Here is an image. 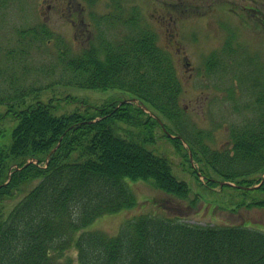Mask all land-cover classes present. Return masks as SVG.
<instances>
[{
	"label": "trees",
	"instance_id": "16d2710c",
	"mask_svg": "<svg viewBox=\"0 0 264 264\" xmlns=\"http://www.w3.org/2000/svg\"><path fill=\"white\" fill-rule=\"evenodd\" d=\"M18 35L24 40L18 42V56L11 50L0 57V105L7 106L0 122L11 118L16 123L11 144L0 151V264H64L60 259L72 247L80 264H264V233L242 226L202 227L142 215L127 222L116 237L89 232L76 238L100 216L137 205L126 179L152 181L180 200L189 198L190 189L174 177L168 159L118 134V122L142 124L138 116L146 113L140 107L106 104L58 115L54 99L41 96L55 86L128 92L172 124L167 128L183 137L198 164L223 181L250 187L261 180L250 178L264 172V90L257 95V117L231 127L232 149L216 151L205 144L203 132L185 125L174 62L150 31L103 41L102 50L92 46L77 56L59 54L55 65L34 69L58 72V79L47 86L28 84L17 58L24 47L51 35L42 27ZM146 116L151 133L149 125L157 121ZM4 130L0 125V135ZM171 141L178 151L185 150L181 141ZM30 160L39 165L25 166ZM256 191L264 193V184L244 195ZM19 196L7 213L6 203ZM255 204L264 207V200Z\"/></svg>",
	"mask_w": 264,
	"mask_h": 264
},
{
	"label": "rangeland",
	"instance_id": "374dc122",
	"mask_svg": "<svg viewBox=\"0 0 264 264\" xmlns=\"http://www.w3.org/2000/svg\"><path fill=\"white\" fill-rule=\"evenodd\" d=\"M40 2L10 0L6 6L0 7L1 55L5 50L16 47L17 29L28 28L43 20L44 9ZM97 2L98 9H94V13L98 17L110 12L108 0ZM138 5L146 16V25L155 30L159 45L169 51L175 63L183 89L181 106L186 110L189 123L197 130L212 133L211 148L225 146L229 141V126L242 123L251 116L248 107L255 99L253 85L264 86V27L259 23V19L264 20V0H130V7ZM250 8H256L259 17L246 10ZM52 19L49 26L54 32L51 40L34 43L29 53L21 58L19 69L28 83L49 85L58 79V72H35L34 69L55 65L59 54L69 52L70 56H77L87 47L99 45L97 38L91 44L89 41L93 30L96 35L94 27L89 28L87 34L78 33L76 29L79 34L76 39L73 28L67 27L55 14H52ZM110 29L114 38L116 33L122 35V31ZM54 35L64 39V43L59 44ZM227 43L232 50L226 48ZM212 54L218 57L214 71H208V59ZM29 69L33 72L28 75ZM41 96L44 99L54 97L58 115L74 111L82 113L88 105L99 107L130 98L128 93L119 90L95 91L61 86ZM6 109V105H0V112ZM138 118L140 125L118 122L119 134L139 140L147 150L170 159L174 177L188 184L193 196L191 199L198 197V210L188 209L189 202L180 207L178 200H172L154 188L152 181L126 179L137 199V206L99 217L76 237L86 232H101L115 237L128 221L140 215L170 216L200 226L243 224L264 232V208L239 206L244 201L242 191L222 190L219 186L210 188L206 186V179H203L206 187L200 186L191 174L187 158L164 137L162 130L150 124V133L144 124L146 118ZM15 126V122L5 126L4 135H0V151L11 144ZM145 136L148 137L146 141L143 140ZM194 167L200 170L199 164L194 163ZM203 169L208 177L219 180L210 169ZM261 176L258 174L250 179L257 180ZM260 199H264V194L254 193L245 203ZM17 201L7 204V213ZM60 262L79 264L76 250L66 252Z\"/></svg>",
	"mask_w": 264,
	"mask_h": 264
},
{
	"label": "flooded vegetation",
	"instance_id": "af4514ba",
	"mask_svg": "<svg viewBox=\"0 0 264 264\" xmlns=\"http://www.w3.org/2000/svg\"><path fill=\"white\" fill-rule=\"evenodd\" d=\"M96 1L97 0H44L45 7L48 10L46 16L50 18L52 14H55L62 22L67 23L73 28L87 27L91 24L88 19L89 12L98 9V3L94 4ZM124 1L125 0H114L115 5L112 9L119 11L120 2Z\"/></svg>",
	"mask_w": 264,
	"mask_h": 264
},
{
	"label": "water",
	"instance_id": "95a60500",
	"mask_svg": "<svg viewBox=\"0 0 264 264\" xmlns=\"http://www.w3.org/2000/svg\"><path fill=\"white\" fill-rule=\"evenodd\" d=\"M54 152V151H53ZM222 184H224V183H222Z\"/></svg>",
	"mask_w": 264,
	"mask_h": 264
}]
</instances>
